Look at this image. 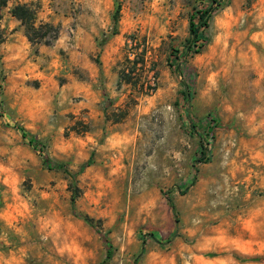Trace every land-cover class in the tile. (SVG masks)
<instances>
[{
  "label": "rangeland",
  "instance_id": "obj_1",
  "mask_svg": "<svg viewBox=\"0 0 264 264\" xmlns=\"http://www.w3.org/2000/svg\"><path fill=\"white\" fill-rule=\"evenodd\" d=\"M0 34V264H264V0H10Z\"/></svg>",
  "mask_w": 264,
  "mask_h": 264
},
{
  "label": "trees",
  "instance_id": "obj_2",
  "mask_svg": "<svg viewBox=\"0 0 264 264\" xmlns=\"http://www.w3.org/2000/svg\"><path fill=\"white\" fill-rule=\"evenodd\" d=\"M213 3L218 2V0H211ZM10 2V0H0V10L5 8L7 6V4ZM215 9H213L212 7L209 8L206 12H201L200 15L198 16V21L195 22V16L192 15L190 17V21H189V32L191 35L192 40L194 41L195 38L197 37L198 34V30L199 28H205L207 27V21L208 18L211 16V14L214 12ZM119 11H120V6L118 3H116L115 6V11L113 14V22H114V26L116 27L117 25V21H118V17H119ZM10 15L16 19L17 21L20 22V25L23 27L24 29V34L27 38V40L32 44V45H39V44H44L46 46L51 45L55 40L58 39L59 36V30L57 27H53L50 24H39L36 25V10L31 8L29 5L27 4H15L11 7L10 9ZM116 33V30H114L113 34ZM4 39L2 37V35L0 34V44L3 43ZM188 52H190V46H188L186 48V51L184 52L185 55L188 54ZM197 53V51H196ZM130 76V73H129ZM125 84L128 85H132L135 87V84L132 83V81L130 79H125L123 81ZM150 90L154 91L155 87L150 88ZM181 96L183 98H185L186 100V104L187 106H189L190 104V100H191V96L188 92V90L186 89V87L184 88V90L181 92ZM25 136V135H23ZM29 144L31 146H33L34 148H38L40 156L42 157V161L44 162V164H46V166L48 167V169H65V166L62 164H50L47 157L43 154V147L41 145H39L37 142H35L34 140L30 139L29 140ZM200 154L201 156L205 154V148L203 146V143L200 141ZM210 160L209 158H203V157H199L198 159H196L194 161V166L197 163H208ZM92 164V160L89 159L84 165L81 166L80 170H83L86 167H89ZM77 188L74 187V192L72 195V201L75 197H77ZM168 205L174 215V222L175 224L178 223L177 217H176V212H175V206L172 202V200L169 198L167 199ZM87 224L92 223V221L88 218V217H81ZM152 238L153 236L150 235ZM107 259H110L112 252H111V247L108 244V251H107ZM135 264H137V259H135Z\"/></svg>",
  "mask_w": 264,
  "mask_h": 264
}]
</instances>
